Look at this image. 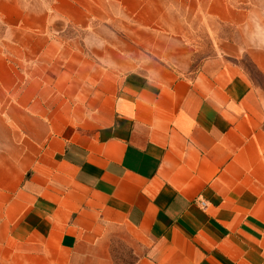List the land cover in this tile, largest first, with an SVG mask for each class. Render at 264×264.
I'll return each instance as SVG.
<instances>
[{
	"label": "crops",
	"instance_id": "crops-1",
	"mask_svg": "<svg viewBox=\"0 0 264 264\" xmlns=\"http://www.w3.org/2000/svg\"><path fill=\"white\" fill-rule=\"evenodd\" d=\"M0 264H264V0H0Z\"/></svg>",
	"mask_w": 264,
	"mask_h": 264
}]
</instances>
